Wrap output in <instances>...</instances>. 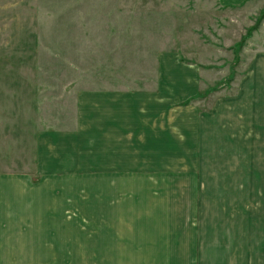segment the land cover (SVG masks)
Segmentation results:
<instances>
[{
  "label": "rangeland",
  "instance_id": "1",
  "mask_svg": "<svg viewBox=\"0 0 264 264\" xmlns=\"http://www.w3.org/2000/svg\"><path fill=\"white\" fill-rule=\"evenodd\" d=\"M172 50L196 69L185 101L210 112L264 52V0H0V174L23 175L20 196L0 205V264H187L195 226L217 205L211 155L194 153L193 138L165 155L155 144L110 155L118 170L101 169L98 141L51 171L67 144L44 137L41 169L34 159L41 127L72 133L73 92L104 82L151 91L173 76L160 59Z\"/></svg>",
  "mask_w": 264,
  "mask_h": 264
},
{
  "label": "crops",
  "instance_id": "2",
  "mask_svg": "<svg viewBox=\"0 0 264 264\" xmlns=\"http://www.w3.org/2000/svg\"><path fill=\"white\" fill-rule=\"evenodd\" d=\"M179 57L175 50L162 53V63L168 62L175 71L168 81H164L165 77L160 79L151 91L123 89L119 83L104 82L73 92V131L61 135L41 127L34 136L36 166L42 168L43 154L48 153L49 144L44 137L67 144L61 146L58 165L50 158L47 166L51 171L74 165L75 147H90L97 141L105 154L101 169L118 170L119 164L112 162L110 155L131 153L129 148L135 145L154 144L160 149L157 154L165 155L171 147H184L193 138L194 153L211 155L208 171L215 178L211 201L217 205L206 211L201 227L195 226L187 264H264V190L259 189L260 172L252 174L254 170L264 171V52L253 56L236 83V92L205 113H198L194 105L185 103L187 97L198 91L196 69ZM162 89L178 91L175 96L179 99L160 93ZM177 106L182 108V114L172 119L168 112ZM192 110L194 113H187ZM156 133L160 140H155ZM195 175L199 177L201 173ZM20 176L0 174V205L5 199L10 202L11 191L17 194L12 187L19 186ZM5 191L7 196L2 194ZM252 201L263 204L257 208L251 205Z\"/></svg>",
  "mask_w": 264,
  "mask_h": 264
},
{
  "label": "trees",
  "instance_id": "3",
  "mask_svg": "<svg viewBox=\"0 0 264 264\" xmlns=\"http://www.w3.org/2000/svg\"><path fill=\"white\" fill-rule=\"evenodd\" d=\"M261 19V18H260ZM260 19H257V23L260 21ZM243 40L242 41H239L238 43H236L234 45V47L236 48H239L242 44ZM234 52L237 53V50H234ZM235 53V57L237 58V54ZM236 60V59H235ZM233 76L230 74L229 76L226 77V79H224V82L223 83H216L213 87V90H216V89H219L221 88L222 86L226 85V83H229L231 80H232ZM209 90V89H208ZM198 94H201V93H198ZM185 103H187V101H185Z\"/></svg>",
  "mask_w": 264,
  "mask_h": 264
}]
</instances>
